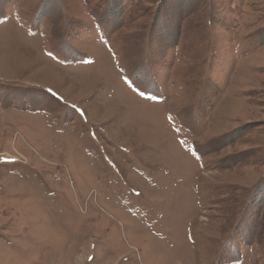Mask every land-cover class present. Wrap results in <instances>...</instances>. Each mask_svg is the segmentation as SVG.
Returning a JSON list of instances; mask_svg holds the SVG:
<instances>
[{"label": "rangeland", "instance_id": "rangeland-1", "mask_svg": "<svg viewBox=\"0 0 264 264\" xmlns=\"http://www.w3.org/2000/svg\"><path fill=\"white\" fill-rule=\"evenodd\" d=\"M0 264H264V0H0Z\"/></svg>", "mask_w": 264, "mask_h": 264}, {"label": "crops", "instance_id": "crops-1", "mask_svg": "<svg viewBox=\"0 0 264 264\" xmlns=\"http://www.w3.org/2000/svg\"><path fill=\"white\" fill-rule=\"evenodd\" d=\"M38 86H41V85H38Z\"/></svg>", "mask_w": 264, "mask_h": 264}]
</instances>
